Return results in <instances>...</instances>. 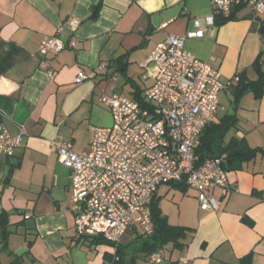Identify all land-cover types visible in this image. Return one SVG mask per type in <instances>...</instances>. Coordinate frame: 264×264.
Returning <instances> with one entry per match:
<instances>
[{
  "label": "crops",
  "instance_id": "0c3cea01",
  "mask_svg": "<svg viewBox=\"0 0 264 264\" xmlns=\"http://www.w3.org/2000/svg\"><path fill=\"white\" fill-rule=\"evenodd\" d=\"M179 5L183 8L178 14L155 25L156 15ZM215 14L213 0H0V124L14 136L20 126L27 131L13 156L0 155V215L8 214L11 231L4 247L0 228V264H13L19 256L23 264H68V250L85 238L78 234L70 210L71 170L51 141L62 139L75 152L85 151L95 128L113 122L102 94L122 93L143 101L157 77L154 67L143 63L171 34L193 31L196 20L204 36L187 39L186 49L219 69L224 82L232 81L220 94L219 113L227 92L230 108L224 114L238 118L226 142L237 137L264 149V92L260 97L252 91L238 98L234 94L242 73L248 80L259 78L253 63L264 49L258 20L264 16L246 6L236 19L218 25L208 21ZM69 17L77 18L79 27L61 37L68 42L74 36L76 45L49 57L44 68L39 45ZM81 69L90 77L76 83ZM227 172L240 191L223 198L220 189L213 190L221 201L219 211L202 210L196 190L183 191L194 190L187 198L191 205H183L182 218L180 211V220L169 223L187 229L184 246L167 244L160 250L166 258L163 264H242L248 255L251 264H264V156L258 154ZM157 197L160 202L159 191ZM167 218L170 221V215ZM138 234L125 235L121 243ZM23 246L24 253H17ZM106 253L111 252L88 264H104ZM140 261L142 257L137 264Z\"/></svg>",
  "mask_w": 264,
  "mask_h": 264
},
{
  "label": "built area",
  "instance_id": "2783aa9c",
  "mask_svg": "<svg viewBox=\"0 0 264 264\" xmlns=\"http://www.w3.org/2000/svg\"><path fill=\"white\" fill-rule=\"evenodd\" d=\"M240 3L254 15L264 16V0H213V8L215 13L226 14ZM208 21L214 23V16ZM79 24L77 18L69 17L54 35L41 41L38 52L45 58L44 68L49 66V57L76 45L74 36L66 42L61 35L75 32ZM203 36L196 20L193 31L171 34L156 44L143 63L157 71L143 101L122 93L102 94L100 100L110 110L113 124L96 127L85 151L75 152L62 139L51 141L61 162L71 170L70 210L79 235L103 238L116 251L127 234H152L150 205L163 184L186 182L196 190L200 208L205 211L221 209L213 190L220 189L223 198L240 191L224 167L226 154L196 164L199 137L221 109V92L232 84L222 80L219 69L186 49L187 39ZM89 77L81 69L75 82ZM26 134L25 127L20 126L14 136L1 123L0 155L13 156ZM165 262L160 251L148 259L149 264Z\"/></svg>",
  "mask_w": 264,
  "mask_h": 264
},
{
  "label": "trees",
  "instance_id": "16d2710c",
  "mask_svg": "<svg viewBox=\"0 0 264 264\" xmlns=\"http://www.w3.org/2000/svg\"><path fill=\"white\" fill-rule=\"evenodd\" d=\"M246 7V4L240 3L233 7L228 13H216L214 22L218 25L224 24L230 20L236 19L237 12ZM99 6L94 8L93 16H96ZM264 49L261 50L257 59L253 63V68L259 73L257 80H248L245 72L240 75L239 82L235 85L234 94L236 98L240 97L244 92L252 91L256 96L260 97L264 92V70L263 66ZM237 100V99H236ZM238 125V118L235 114L226 113L218 119L212 120L203 129L199 144L195 149L196 164H202L207 158L213 155L226 154V162L224 167L226 170L238 169L245 161L254 159L258 154L264 156V149L253 148L248 145L244 139L232 137L226 142V136L232 128ZM179 186L182 191L189 188L186 182L174 183ZM151 216L154 223V232L150 235L138 234L134 240L128 243H120L115 253H106L108 260L114 261V264H137L140 257L146 262L150 255L162 250L167 244L173 243L174 247L183 248L181 241L186 237L187 229L185 227L173 226L168 222L167 216L162 213L159 206V197H154L151 203ZM0 228L3 234L4 247H7L8 237L10 235L8 214L3 212L0 215ZM86 239L89 237L82 236ZM90 242L93 244L104 243L105 240L99 237H92ZM32 242H28L30 248ZM117 256L118 259H115ZM251 255L241 260L242 264H251ZM23 256L17 257L13 264H23ZM131 259V262H130Z\"/></svg>",
  "mask_w": 264,
  "mask_h": 264
},
{
  "label": "rangeland",
  "instance_id": "374dc122",
  "mask_svg": "<svg viewBox=\"0 0 264 264\" xmlns=\"http://www.w3.org/2000/svg\"><path fill=\"white\" fill-rule=\"evenodd\" d=\"M221 98L225 109L221 111L218 116H222L230 108V100H229L230 96L227 94V92L223 93ZM112 124L113 122L111 121L107 123L106 126H111ZM233 133L234 130H231L228 136H231ZM81 140L84 141L86 140V133L83 134V139ZM193 192L194 190H189V192L186 194V192H183L179 186H172V184L161 185L159 190L161 196L159 204L163 208L164 215L165 216L170 215V221L168 220V222H171L172 224L177 223L180 220L179 219L180 211L182 212L181 215L182 218L185 210V207L183 205H185L186 203L187 204L189 203L188 206L191 205L188 199L191 195H193ZM180 206L182 207V209L180 208ZM14 239H20V236L19 237L13 236L12 240ZM90 239L88 240L85 238L84 240L79 241V243L73 244L71 249L68 250V254L66 257L68 258L67 259L68 264H72L73 261H75V263L78 264H88L91 261H93L95 257L103 254L106 251L115 253L114 252L115 248L113 245L107 242L100 244H93L92 242H90ZM21 248H22L21 250L24 253L23 249H25V247L23 246ZM18 251L19 250L17 249L16 252ZM25 259L27 262L30 261V259L28 260V256L26 255V253H25ZM31 263L33 264V261H31ZM138 264H145V261H140V263Z\"/></svg>",
  "mask_w": 264,
  "mask_h": 264
},
{
  "label": "water",
  "instance_id": "95a60500",
  "mask_svg": "<svg viewBox=\"0 0 264 264\" xmlns=\"http://www.w3.org/2000/svg\"><path fill=\"white\" fill-rule=\"evenodd\" d=\"M181 8H183V5L176 6V7H174L173 9L168 10V11L164 12V13L161 14V15H156V16L154 17V19H153L155 25H156V26H159L160 23H161V21H162L164 18H170V17H172V16L178 14ZM252 17H253V16H252ZM252 17H251V18H252ZM157 20H158V22H157ZM258 20L262 23V33H264V19L258 18ZM214 156H216V155H213V156H211V157H214ZM23 250L25 251V249H23ZM21 251H22V250H19L17 253L20 254V253H22ZM130 262H131V259H130ZM130 264H132V263H130Z\"/></svg>",
  "mask_w": 264,
  "mask_h": 264
}]
</instances>
